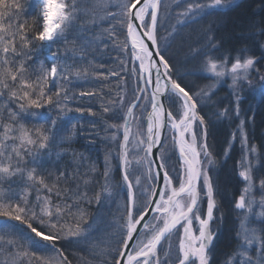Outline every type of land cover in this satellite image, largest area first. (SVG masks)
<instances>
[{"label": "snow or ice", "instance_id": "obj_1", "mask_svg": "<svg viewBox=\"0 0 264 264\" xmlns=\"http://www.w3.org/2000/svg\"><path fill=\"white\" fill-rule=\"evenodd\" d=\"M236 7L234 0H0V264H92L73 244L99 264H212L220 238L213 225L224 219L212 137L232 117L239 124L221 163L239 138L241 216L221 264H264V150L249 143L254 116L241 118L245 85L264 102V44L260 57L248 47L215 55L216 27ZM208 17L217 19L188 46L199 67L179 72L169 50ZM248 27L264 35V16ZM57 42L64 53L49 49L51 62H38L43 46ZM201 71L213 82L194 90L186 77ZM225 77L232 107L210 114ZM83 99L98 110L68 107ZM73 111L100 120L102 169L83 154L71 169L49 166L55 148L70 146L62 133Z\"/></svg>", "mask_w": 264, "mask_h": 264}, {"label": "trees", "instance_id": "obj_2", "mask_svg": "<svg viewBox=\"0 0 264 264\" xmlns=\"http://www.w3.org/2000/svg\"><path fill=\"white\" fill-rule=\"evenodd\" d=\"M262 0H240L236 4L239 7L234 8L232 11L227 12L223 15L222 26H218L217 36L219 41H221V51L228 53L231 51L232 55L236 54V50L243 47H251L253 55L260 54L258 49L259 44L255 42V46H249L248 43L253 42L252 35L247 32L250 31L248 24L251 20L255 18L261 19L264 16V5L261 6ZM253 4L260 5V9H253ZM204 22V21H202ZM185 29L189 31H198L194 27ZM193 44L189 41L187 44V39L184 37L183 45L180 39L173 44L172 48L169 50L168 55L172 57V62L176 65L179 72H185L189 69L198 68L199 59L197 61H189L188 46ZM39 48V45H37ZM56 51L53 44H45L43 49L37 54L38 60L44 62L45 64L50 63V51ZM186 80L195 89L201 88L205 83H207V77L200 72L197 76H187ZM85 88H90L91 85H85ZM224 89V88H223ZM74 91L76 89H73ZM221 90L216 91L211 97V102L208 104V111L210 114L217 111L218 109H223L226 106L231 108L230 101H227L222 94ZM89 105H97L95 100L89 101L87 99L73 101L68 104L69 108L75 109L76 107H87ZM241 118L253 117V122L248 124V132L250 141L249 143H255L264 150V102L261 100V96L256 100L253 96L247 95L241 103ZM251 109V110H250ZM53 117L56 116V112L50 113ZM72 119L64 123L65 131L62 135H71L70 146L65 144L59 146L63 150H68L69 153L75 152L77 155L73 157L71 154H61L59 158L56 157L55 149L53 150L52 161L49 166L69 168L74 167V163H78L76 157L80 154L88 155V159L95 158V162L101 164L100 151L103 150L100 136L98 133L100 131V120L96 117H91L87 113H77L75 111L69 113ZM236 119L234 117L231 120L222 119L220 123L217 124L212 137V143L214 144V155L217 159V171L212 173L214 180H218L220 187V194L217 196V201L219 204V212L224 214V219L222 223H219L220 227V238L215 242V254L213 256L212 264H221V262L226 258V255L230 253L234 247V208L233 203L235 198L239 195L242 183L239 180L236 168L237 157L241 154V146L238 142L233 143L232 151L230 153V158L226 162L221 163L223 158V150L228 146V141L230 140V135ZM97 125V131L93 132L92 124ZM72 125H76L72 128ZM78 159V158H77ZM92 161V160H91ZM70 250H75L78 254L83 255L86 259L92 262V264H99L98 259H94L88 256L87 252L80 253L79 249L73 244L68 245Z\"/></svg>", "mask_w": 264, "mask_h": 264}, {"label": "rangeland", "instance_id": "obj_3", "mask_svg": "<svg viewBox=\"0 0 264 264\" xmlns=\"http://www.w3.org/2000/svg\"><path fill=\"white\" fill-rule=\"evenodd\" d=\"M238 1H240V0H234V3L236 4ZM262 5H264V4L261 3V6H262ZM253 9H255V10L260 9V5L253 4ZM215 19H217V18H216V17H208L206 20H204V22L201 21L199 24H196L194 27H195V29H197L198 31H189V32H188L187 30H185L184 37L187 39V44H188L189 41H192L193 44H195V41L197 40V38H198V34L200 33L201 29L204 28V27H206V26L208 25L209 22H211V21H213V20H215ZM221 19H222V17H221ZM255 20H256V21H259L260 19H259V18H255ZM220 25L222 26V24L220 23V24H218L217 27H216V37H217V39H218V36H217V30H218V26H220ZM249 29H250V28H249ZM254 31L257 32V34H253ZM247 33L250 34V35H252V36L254 37V38H252V41H253V42L248 43L249 46H255V42H258L259 45H260V44H264V35L259 34L257 30L250 29V31L247 32ZM189 36L191 37L190 39H189ZM245 45H247V43H246ZM245 45H243V47H245ZM53 46L56 48V50L59 49V54L62 55V54L64 53V50H65V45H64V44H61V43L57 42V43H54ZM69 47H71V45H69ZM248 48L251 49V47H248ZM259 48H260V47H259ZM258 51H259L260 54H258V55H253V53H250V52H252V49H251V51H250L249 53H247V55H253V56H256V57H260L261 54H262V50H261V48H260V50L258 49ZM225 54H227V53H225ZM112 55H115V53H113ZM215 55L218 56V57H220V56L224 55V52L221 51L220 49H218V50L216 51ZM235 55H236V54H235ZM235 55H233V56H235ZM37 59H38V57H37ZM40 61H41V60H40ZM38 62H39V60H38ZM50 62H51V61H50ZM261 63L264 64V60H262ZM198 66H199V64H198ZM257 67H260V65H257ZM261 71L264 72V68H262ZM200 73L203 74V75H205V76L207 77V83H205V84H204L203 86H201V87H204L205 85H208V84H210V83L213 82V80H212L211 78H209V77H210V74H208V73H206V72H202V71H201ZM252 79L255 80V74H253ZM230 83H231L230 78H229V77H225L224 81H223L221 84H219V85L217 86V89L215 90V93H216V91L221 90V88H222V91H223L222 94L224 93L223 96H224L225 98H227V101H230L229 103H232V101H233V97H232V95H231V91H232V90L229 88V84H230ZM89 86H90V85H89ZM223 88H224V89H223ZM195 90H198V89H195ZM247 95H251V96H253L256 100L260 97V94H259L258 92H253V91H251V90L248 89V87L245 85V90H244V92H243V96H244V98H246ZM210 102H211V100L208 101V104H209ZM231 107H232V104H231ZM230 115H231V113H230ZM234 118H235V117H234ZM235 119H236V118H235ZM238 124H239V120L236 119V122L234 123L233 129H232V132L236 129V126H237ZM98 136H100V140H101V144H102V147H101V148H103V150L100 151V156L102 157V158L100 159V160H101L100 167H101V169H102V167H103V157H104L105 149H106L107 145L103 142V138H104V136H105V133H104L102 130L99 131ZM230 136H231V135H230ZM230 138H231V137H230ZM236 142H238V145H240L239 138L236 139ZM240 146H241V145H240ZM55 150H56L55 153L60 152L61 154H63V149H62V148L57 147V148H55ZM240 155H241V154H240ZM83 156H84V158H85V159H84V163H85V164L91 162V160H92V161H95V160H96L95 158H90V161H89V159H88V155L83 154ZM77 158H78V159H77ZM223 158H224V156H223ZM239 158H240V156L237 157V161L239 160ZM76 160H77L78 163L80 162V155L76 157ZM222 161H223V159H222ZM75 164H76V162L74 163V165H75ZM217 166H218V163H217ZM238 177H239V176H238ZM239 180L241 181L240 178H239ZM241 183H242V181H241ZM242 187H243V183H242L241 189H242ZM240 194H241V192L239 193V195H240ZM239 195H238V196H239ZM259 195H260V193H259V192H256L257 200L259 199ZM238 196H237V197H238ZM234 202H235V201H234ZM233 208H234V203H233ZM255 210H256L257 212L260 211V209H259L258 206L256 207ZM239 216H241V213L238 212V211L234 208V217H233V221H234V228H235V231L237 230V227H238V219H237V218H238ZM219 223H220V221L217 220V221L214 223L213 227H216V225L219 224ZM235 231H234V233H235ZM233 237H234V234H233ZM234 240H235V239H234ZM234 244H236V240L234 241ZM234 246H235V245H234ZM233 248H234V247H233ZM232 250H233V249H232Z\"/></svg>", "mask_w": 264, "mask_h": 264}]
</instances>
